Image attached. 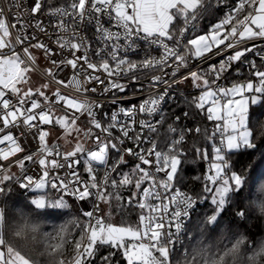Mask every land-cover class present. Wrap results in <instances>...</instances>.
<instances>
[{
    "label": "snow or ice",
    "instance_id": "6c2138e0",
    "mask_svg": "<svg viewBox=\"0 0 264 264\" xmlns=\"http://www.w3.org/2000/svg\"><path fill=\"white\" fill-rule=\"evenodd\" d=\"M222 2L217 0V3ZM210 8V0H66L59 5L54 0H0V161H10L11 157L25 152L29 136L33 141L38 140L36 151L17 159L14 164L0 163V195L8 196L12 192L6 182H14L20 189L32 193H42L28 204L47 220L50 216L42 210L69 209L64 195L54 202L47 199L45 190L49 185L81 202L94 198L92 210L82 213L88 219L74 241L73 255L68 258L70 264H114L118 254L126 264H172V237L175 234L179 239L190 219V211L197 204L196 198L179 188L172 191L182 163L183 151L179 145L185 140V131L181 129L179 138L170 140L166 151L157 150V142L152 138V134L160 135L159 128L166 119L162 105L166 98L174 100L170 92L175 85L190 79L192 87L200 90L198 96L192 97L191 105L201 112L207 106V120L215 122L211 135L207 136L213 142V162L203 178V191L211 193L210 203L215 207L212 214L206 216V225L214 226L219 222L226 206L234 204L235 196L244 191L248 179L236 171L228 174L227 153L251 150L259 152L264 159V151L253 143L254 130H250V105L264 102V71L259 70L255 60H249L255 82L248 80L231 87L217 83L234 63L244 62L248 53L264 61V45L254 43L264 41V0H238L209 33L189 35L190 29L195 33L193 22ZM41 17H47L48 23ZM89 25L95 29L94 40L83 34V29ZM49 26L52 32L48 31ZM41 37H46L50 43ZM250 42L251 46H246ZM50 45H55V50ZM33 49L42 50L44 58L52 65L41 72L45 82L35 87L31 73L37 70V56ZM138 49L145 51L144 56L131 59L128 53L138 54ZM228 50L234 51L218 66L190 68L194 59L202 64ZM54 56L59 59H53ZM66 69L72 70L71 76H61ZM182 69L189 70L177 78ZM156 70L160 74L148 76ZM141 76L148 82L142 83L137 91H146V98L138 106H124L123 101L134 98L135 93L121 95L130 89L129 84L121 81L128 78L136 82ZM93 82L104 87L99 91L89 87ZM53 84L56 87L49 94ZM62 89L70 91L65 93ZM89 93H96L103 100L94 99ZM185 100L187 102V97ZM106 104L116 107L110 115L103 114L107 119L104 123L100 111ZM137 115L141 116L139 120ZM157 115L159 119L154 120ZM187 115L185 112L184 116ZM82 117L86 118L88 127L79 123ZM175 119L179 121L180 117ZM53 124L63 130L62 138L66 142L74 137L71 151L61 153L58 143L48 144L49 132L41 126ZM114 130L119 134L114 135ZM145 131L147 136H144ZM167 132L176 133L177 128L169 124ZM195 132L200 133L201 129L197 127ZM89 141L95 150L87 146ZM125 141H130L135 148L124 147ZM144 143H150L151 147L143 148ZM196 152L201 154L199 148ZM111 153L115 155L111 156L110 164ZM153 156L154 170H151L153 161L149 157ZM125 157H133L138 162L130 171L122 172L121 166L128 164ZM203 158L208 159L206 151ZM26 161L39 165L42 175L38 179L26 174ZM80 163L85 165L88 180L82 179L76 170ZM13 166L19 167L21 175L11 172ZM57 170L65 171L51 174ZM101 171L103 176L98 181L97 174ZM113 173L119 175V180L112 178ZM159 173H164L163 179L159 178ZM145 184L147 186L142 187ZM128 186L136 191L125 205L120 189ZM109 188L112 191H108ZM113 200L117 202L118 211L133 206L136 201L134 206L142 210L139 226H117L94 215L99 211L98 202H102L109 205L111 218ZM234 215L240 220L247 219L245 209L237 208ZM70 226L80 228V223L72 219L58 226L53 224L54 248H65L70 242ZM57 228L60 229L58 235L55 234ZM104 248L107 252L101 255ZM0 264H29L24 255L6 244L3 234H0ZM61 264H65L63 258Z\"/></svg>",
    "mask_w": 264,
    "mask_h": 264
},
{
    "label": "trees",
    "instance_id": "16d2710c",
    "mask_svg": "<svg viewBox=\"0 0 264 264\" xmlns=\"http://www.w3.org/2000/svg\"><path fill=\"white\" fill-rule=\"evenodd\" d=\"M66 0H54L57 5L65 3ZM211 8L208 12L198 18L193 23L196 25L195 33L190 31L189 35H203L211 31L212 26L219 23L228 13L238 0H223L222 3H217V0H211ZM255 60L259 70L263 71V63L258 60L255 55L249 54L245 57L244 62L238 64L234 71L227 74V85L231 86L234 83L245 82L248 80L256 81V78L252 75V71L249 68L248 61ZM193 96L191 95L186 100L180 101L177 105L172 107L170 115L166 118V126L172 121V116L175 114L184 115L188 113L189 127L191 132L186 133V140L182 145L184 151L181 156V166L178 170L177 178L174 180L175 185L178 187L193 193L199 197L206 198V204L201 210L192 218L188 226V232L185 240V244L173 255V264H191L189 257L196 250L197 245L201 240L215 241L217 238H221L224 243H230L236 237L241 234L250 236L251 241H256L258 237L264 236V221L255 216L252 211L246 208L245 201L250 200L253 197L254 190L257 182L264 178V159L260 158L259 152H252L251 150H245L240 153H227L226 159L229 160L231 171H236L238 174L248 178L244 186V191L235 196V203L226 206L225 210L219 219V222L214 226H208L205 223L207 215H211L215 206H212L211 193H205L204 188V176L208 174L209 165L213 162L212 141L207 136L211 135L214 128V121H208L206 116V108L204 112L197 110L191 105L190 101ZM199 127L200 133H196L195 129ZM207 131V135L205 134ZM250 130H254L253 143L258 144L259 149L264 151V102L260 105L250 107ZM217 144L219 137H217ZM201 150V154H197L196 149ZM208 153V159L203 158V152ZM134 166L133 163L128 162L127 165L121 166L120 171L127 172ZM112 178L119 180V175L114 173ZM199 178V179H198ZM7 186L12 189L11 194L7 196L13 204H24L25 207H29L30 196H28V190L20 189L14 182H6ZM108 191H112L111 188ZM135 188L128 186L127 188L120 189V194L124 198V203L127 205V200L135 192ZM52 195V200L56 198L52 191H49ZM69 204V209H46L50 219L48 220L52 226L55 223L57 226L61 223L67 222L72 219H76L80 223V228L70 226L71 236L68 237L69 243L65 245V253L68 258L73 255L74 241L79 238L81 229L84 222L87 221V217L83 216V211L80 209L77 202L72 199L65 198ZM136 200H139L137 196ZM102 203V202H101ZM136 201L133 202V206H126L124 210H117V202L113 200L111 202L112 216L109 218V205L102 203L104 207L103 218L106 222H111L117 226H139L140 209L136 206ZM34 207V206H33ZM237 208L245 209L247 219L240 220L234 215ZM61 213H63L61 215ZM107 248L101 250V255L106 254ZM114 264H126V260L121 255L114 257Z\"/></svg>",
    "mask_w": 264,
    "mask_h": 264
},
{
    "label": "built area",
    "instance_id": "2783aa9c",
    "mask_svg": "<svg viewBox=\"0 0 264 264\" xmlns=\"http://www.w3.org/2000/svg\"><path fill=\"white\" fill-rule=\"evenodd\" d=\"M211 1V0H210ZM45 23H48V18L47 17H41ZM52 23H55V21H52ZM105 25L108 26L109 22L107 20L104 21ZM31 31V30H29ZM48 31L49 32H52L53 29L51 28V26H49L48 28ZM191 31V29H190ZM190 31L188 34H190ZM94 32H95V29L93 26L89 25V26H86L84 29H83V34L84 35H87L89 38H92L94 40ZM14 34V33H13ZM42 39H45L46 42H49L47 41V38L46 37H41ZM53 39H55V36H53ZM50 43V42H49ZM251 43L250 42L248 45L246 46H251ZM254 43H257V44H261V45H264V41H255ZM141 45H142V49H143V42H141ZM51 47H53V49L55 50V45H50ZM223 47V46H221ZM216 50L214 49V52ZM234 50H228L226 52H224L222 55H214L212 59L210 60H206L204 63L201 64V62L199 60H192L191 62V65H190V68L191 69H194L197 65H200L201 68H208V66L210 64H215L218 66L219 62L221 60H223L226 56L228 55H231L233 53ZM33 52L34 54H36L37 56V70L33 73H31V76H36V77H39L40 79L43 80V82H45V79L41 76V72L46 69V68H50L52 67V65L50 64V61L46 60L44 58V55H43V52L42 50H35L33 49ZM138 54H133V53H128L129 57L131 59H139V58H142L145 54V51L144 50H140L138 49L137 50ZM153 54H157V53H153ZM249 54H253V53H248L247 56ZM209 55H212V54H209ZM255 55V54H253ZM53 59H59L58 56H54L52 57ZM256 58L258 60L261 61V59L256 56ZM95 59V57H94ZM245 58H243L244 60ZM241 62H236L232 65V67L222 75L221 79L219 81H217V83L221 86H224V87H228L227 85V74L231 71H234L236 69V67L238 66V64H240ZM263 63V71H264V61H262ZM189 69H182L180 73L177 74V78H179L180 76L182 75H185L187 73ZM167 71H171V69H167ZM160 74L158 70L156 71H151L148 73V76L150 77L151 75H158ZM72 75V70L71 69H66L64 73H61V76H71ZM103 78V76H102ZM209 79L211 80L212 77H209ZM123 83H127L129 84L130 86V89H129V92L126 93V94H121V95H127V96H131L132 93L134 92L135 93V97L132 98V99H127V100H124L123 103H124V106L128 107L132 104H135V105H139V103L144 99L146 98V94L147 92H140V91H137V89L140 87V85L143 83V84H147V79L144 77V76H141L140 77V80L139 81H136V82H133L131 81L130 79L128 78H125L123 81H121ZM56 87L55 84H53L51 86V89L49 90V94L51 93L52 90H54ZM89 87H96L99 90H102V88L104 87V85H97L95 84L94 82L89 85ZM163 90V87L161 86L160 88V91ZM63 92L65 93H68L70 90L68 89H62ZM181 93H183L184 95L182 96ZM200 94V90L199 89H195L192 87V82L191 80H187L185 81L183 84H178V85H175L174 88L171 90L170 92V95H172L174 97V100L173 101H169L167 98L165 100V103L162 105V108H163V111L165 113V116L166 118L170 115L171 113V109L172 107H174L175 105H177L180 101H183L185 100V97H189L191 95H199ZM110 95V94H109ZM89 96H91L92 98L94 99H101L103 100L102 97H98L96 93H89ZM116 106L115 105H110V104H106L105 107L100 111V117L103 119L104 123H107V119L103 117V114L105 112H107L109 115L111 114V111L115 108ZM179 116L180 117V120L177 121L175 119V117ZM141 118L140 115H137L136 119L139 120ZM154 120H157L159 119V116L157 115L156 117L153 118ZM85 120L86 118L82 117L81 118V121L79 122L81 124L82 127H88V125L85 123ZM166 122H167V119H165V123L160 126L159 128V131H160V135L157 136L156 134H152V138L154 140H156L157 142V150H161V151H166L167 150V146H168V143L170 142L171 139H178L179 138V132L181 129H183L185 131V136H186V133H188L187 129H190L189 127V119H188V116H184V115H181V114H175L174 116H172V121H171V125H173L174 127L177 128V132L176 133H168L167 132V129L165 128L166 126ZM215 124V123H214ZM0 126H2V123H0ZM44 126H41L42 129H44ZM215 126V125H214ZM136 129L137 131H139V124L136 125ZM96 131V134L97 135H102L99 130H94ZM13 132L14 134H17L16 133V130L13 129ZM119 133L115 132L114 130V135H118ZM148 133L145 131L144 133V136H147ZM186 138V137H185ZM143 139V137H142ZM186 140V139H185ZM184 140V142H185ZM20 142L22 144V146H25L24 143H23V137H20ZM184 142L179 145V148L182 149V145L184 144ZM59 144L60 145V152L61 153H65V152H68V149L66 146H64L61 142H59L58 140H55L54 142H52L51 144ZM50 144V145H51ZM27 145L28 147H26V151L25 152H22V153H18L15 157H11L10 158V161H0V163L2 164H9L10 162H12L14 164V162L17 160V159H20L22 158L24 155L26 154H29L30 152H34L37 150L38 148V140L37 141H33L31 139V136H29V139L27 141ZM6 147V145H4ZM89 148H92L93 150L94 149V145L92 144L91 141L88 142V145H87ZM124 147L128 148V147H132V148H135V145L132 144L130 141H125V144H124ZM143 148L145 149H148L151 147V144L150 143H144L142 145ZM183 151V149H182ZM184 153V151H183ZM115 153H111L110 154V164H111V156H114ZM57 159H61V157H56ZM127 159L128 162L130 163H133L135 165V163H137L138 161L133 158V157H125ZM51 159V158H50ZM150 160L153 161V167L151 170H154V161H155V157H149ZM26 168L28 169V172L26 173L27 175H32L34 179H38L40 175H42V170L39 168V165L38 164H33L32 162H28L26 161ZM143 167H150L149 165H142ZM84 167L85 165L83 163H80L76 166V170L79 172L80 176L82 177V179L84 180H88L89 177H88V174L84 171ZM11 172H14L16 173L17 175H21V170L19 169L18 166H13L11 169ZM65 170H57L56 172H53L51 173L52 175H55V174H63ZM114 174V173H113ZM102 176H103V172H99L97 174V179L98 181L102 179ZM159 178L163 179L164 178V173H159L158 174ZM173 189L172 191L174 192L176 188H179L181 191L183 192H186L190 195H192L194 198L197 199V204L194 206V209L190 211V219L188 221H186L185 223V227L182 229L181 233L179 234V239H177L176 235L174 234L172 239L174 241V248H173V255L174 253L176 252V250L180 249L184 244H185V240H186V236H187V232H188V226H189V223L190 221L192 220V218L201 210V208L206 204V198L205 197H199L193 193H190L180 187H178L177 185H175V182H173ZM147 186V184L143 185L142 187H145ZM52 193L54 194V196L56 198H59L61 195H64L65 198H68V199H72L74 200L75 202H77V204L79 205L80 209L82 211H85V210H92L93 208V201H94V198L90 197L88 198V200L84 201V202H81L77 199H75L74 197H71V196H67L66 194L60 192L59 190H53L51 189L50 185L48 187ZM152 203H156V201H152ZM98 206H99V211L94 213V215H98V216H103L104 214V207L102 205L101 202H98ZM141 212L142 210L140 209V215H141ZM174 233V225L172 226V229H171ZM172 264H173V258H172Z\"/></svg>",
    "mask_w": 264,
    "mask_h": 264
},
{
    "label": "clouds",
    "instance_id": "9594fccd",
    "mask_svg": "<svg viewBox=\"0 0 264 264\" xmlns=\"http://www.w3.org/2000/svg\"><path fill=\"white\" fill-rule=\"evenodd\" d=\"M247 209L264 221V178L257 182L253 197L245 201ZM0 234L15 251L20 252L29 264H70L65 248H54L50 222L37 211L24 204H13L0 195ZM60 229H56L58 235ZM239 241V243H237ZM191 264H264V236L251 241L241 234L230 243L221 238L201 240L189 257Z\"/></svg>",
    "mask_w": 264,
    "mask_h": 264
},
{
    "label": "rangeland",
    "instance_id": "374dc122",
    "mask_svg": "<svg viewBox=\"0 0 264 264\" xmlns=\"http://www.w3.org/2000/svg\"><path fill=\"white\" fill-rule=\"evenodd\" d=\"M32 78V81H33V87L39 85L40 83H43V80L40 79L39 77H36V76H31ZM43 130H46L49 132V136L47 137V142L48 144L50 145L52 142H54L55 140H58L59 142H61L64 146L67 147L68 151H71L74 147V143H75V139L74 137H69L68 138V141L66 142L65 139H63V130L59 128L58 125H45L44 126V129ZM50 189L47 188L45 190V193H46V197L49 201L51 202H54L52 200V195H50L51 193L49 192ZM28 196H30V199H32L34 196L36 195H40L42 193H32L30 191H28ZM58 198H54V200H56Z\"/></svg>",
    "mask_w": 264,
    "mask_h": 264
},
{
    "label": "crops",
    "instance_id": "0c3cea01",
    "mask_svg": "<svg viewBox=\"0 0 264 264\" xmlns=\"http://www.w3.org/2000/svg\"><path fill=\"white\" fill-rule=\"evenodd\" d=\"M232 86V85H231ZM231 86H228V87H231ZM249 95H251V94H249ZM207 107V106H206ZM250 107H251V105H250Z\"/></svg>",
    "mask_w": 264,
    "mask_h": 264
},
{
    "label": "water",
    "instance_id": "95a60500",
    "mask_svg": "<svg viewBox=\"0 0 264 264\" xmlns=\"http://www.w3.org/2000/svg\"><path fill=\"white\" fill-rule=\"evenodd\" d=\"M27 163L25 162V165H26Z\"/></svg>",
    "mask_w": 264,
    "mask_h": 264
}]
</instances>
